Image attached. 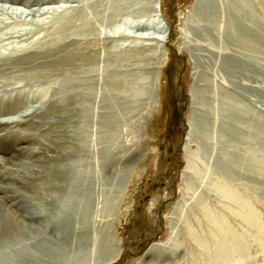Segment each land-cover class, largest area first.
<instances>
[{
  "label": "rangeland",
  "instance_id": "obj_1",
  "mask_svg": "<svg viewBox=\"0 0 264 264\" xmlns=\"http://www.w3.org/2000/svg\"><path fill=\"white\" fill-rule=\"evenodd\" d=\"M243 1L155 0L158 23L152 0H0V264H264V0Z\"/></svg>",
  "mask_w": 264,
  "mask_h": 264
},
{
  "label": "bare ground",
  "instance_id": "obj_2",
  "mask_svg": "<svg viewBox=\"0 0 264 264\" xmlns=\"http://www.w3.org/2000/svg\"><path fill=\"white\" fill-rule=\"evenodd\" d=\"M154 1L155 0H152V5L150 6V12L152 13V16H153V19H154V22L155 21H157V20H160L161 21V19H160V15H158L157 14V12H160L158 9H157V7H156V5L155 4H153L154 3ZM237 1H239L238 3H240V5H244V6H246L245 4V2L243 1V0H237ZM204 2V1H203ZM213 3V5H215V9L217 10V5H216V3L215 2H212ZM232 3V2H231ZM245 3V4H244ZM237 4V3H236ZM250 4V3H249ZM248 4V5H249ZM230 5H232V6H234L235 5V3H233V4H230ZM242 7V6H241ZM226 8H228L227 6H226ZM237 9L238 8H235V9H233L232 7L230 8V9H227L228 10V12H230V13H233L235 16H236V13H238V12H241V11H238L237 12ZM230 10V11H229ZM220 14V13H219ZM219 14H218V12H215V14H214V12H212V17H213V20H215V21H217V19L219 18ZM160 21H157L158 23L160 22ZM162 22V21H161ZM238 22V21H237ZM155 24V23H154ZM153 23H143V24H138V29L139 30H141V31H143L142 33H140V34H138V35H136L138 38H141V39H143V38H145V39H147V38H153L154 40H156L157 41V43L159 44V43H163L164 42V39H165V37H166V34L164 33V30H165V28H164V26L163 25H158V24H156V26L154 25ZM258 26L257 25V22L255 21V19H253V18H250V20H248V21H240V22H238V23H235V26H234V28L236 29V37H237V40H241L242 38V36L243 35H246V36H251L252 35V33L254 32V26ZM257 30V29H256ZM260 30V29H259ZM116 31H118V30H116ZM261 31V30H260ZM121 32V31H120ZM145 32V33H144ZM263 33H264V31H262ZM155 34H157V35H155ZM254 34V33H253ZM259 34V33H258ZM161 35V36H160ZM257 34L255 33V35H254V37L256 36ZM253 36V35H252ZM259 37H260V34H259ZM245 38V37H244ZM243 38V39H244ZM258 38V37H257ZM259 39V38H258ZM263 39H264V36H263ZM242 41V40H241ZM246 44V43H245ZM263 44H264V40H263ZM32 46H34V45H32ZM31 46V47H32ZM247 46L248 47H250V44H249V42L247 43ZM253 46V45H252ZM253 47H255V46H253ZM26 52V51H25ZM241 113V112H240ZM239 112L238 113H235L234 111H232L231 112V118L229 119L231 122L227 125L228 127H230V129H229V131H230V133H237V129H236V127L233 125V123H234V121H235V118H237V117H239V114H240ZM232 120H234V121H232ZM193 121V120H192ZM191 121V122H192ZM12 122H16V121H12ZM17 122H20V121H17ZM194 122V121H193ZM0 123H7V122H1L0 121ZM197 123V122H196ZM197 126V124H191L190 123V132H189V134H188V137H190L191 136V134L194 132V128ZM198 127V126H197ZM223 127V126H222ZM228 127H226V128H228ZM223 128H225V127H223ZM217 129V128H216ZM222 129V128H221ZM263 133V135H264V131L262 132ZM261 133V134H262ZM234 137V136H233ZM239 139V138H238ZM252 155V154H251ZM255 155V154H254ZM263 156H262V158H264V152H263V154H262ZM251 157V156H250ZM249 156H248V161L247 162H249L250 164H249V167H251V163H253L252 162V159L250 158ZM258 158V157H257ZM10 161V160H9ZM253 161H254V159H253ZM254 164H255V162H254ZM9 167H7V169H8V171H9V173H11V172H15V174L16 175H18L19 174V172L21 173L22 171V174H24V176H28L29 174H32V172H33V170L32 169H30V170H28V169H25V168H23V169H20V170H18L17 168H15V164L11 161V162H9ZM259 165V164H258ZM260 166H261V164H260ZM259 166V167H260ZM258 167V168H259ZM264 169V166H263V168H262V170ZM249 170H250V172L249 173H252L253 172V170H252V168H249ZM14 176V175H13ZM240 202V201H239ZM238 203V202H237ZM249 208V207H248ZM249 216V215H248ZM259 226H261L262 227V225H261V223L259 224ZM259 226H257L259 229H260V227ZM255 228V227H254ZM261 229H264V228H261ZM260 229V232L261 231H264V230H261ZM259 231V230H258ZM260 232H259V234H260ZM262 233V232H261ZM256 235H257V232H256ZM263 234H261V236H262ZM258 236V235H257ZM264 237V236H263ZM259 239V238H258ZM260 242L262 241L261 239L259 240ZM263 242H264V240H263ZM153 246H151L150 248H149V250H153Z\"/></svg>",
  "mask_w": 264,
  "mask_h": 264
}]
</instances>
